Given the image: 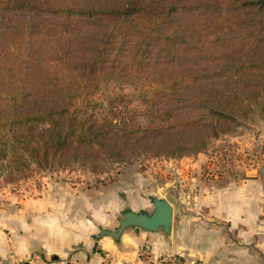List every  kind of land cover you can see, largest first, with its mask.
<instances>
[{
  "label": "trees",
  "instance_id": "trees-1",
  "mask_svg": "<svg viewBox=\"0 0 264 264\" xmlns=\"http://www.w3.org/2000/svg\"><path fill=\"white\" fill-rule=\"evenodd\" d=\"M263 16L264 0H0V170L201 151L264 112ZM111 78L139 81L146 123L102 110Z\"/></svg>",
  "mask_w": 264,
  "mask_h": 264
},
{
  "label": "crops",
  "instance_id": "crops-1",
  "mask_svg": "<svg viewBox=\"0 0 264 264\" xmlns=\"http://www.w3.org/2000/svg\"><path fill=\"white\" fill-rule=\"evenodd\" d=\"M191 180L196 183L183 185L180 197L173 189L164 196L172 206L167 237L127 228L113 239L94 232L93 223L89 230L67 229L61 212L47 215L39 207L0 212V264H147L143 246L150 260L175 254L183 264H264V177L223 185ZM153 191L138 194L129 209L144 210Z\"/></svg>",
  "mask_w": 264,
  "mask_h": 264
},
{
  "label": "rangeland",
  "instance_id": "rangeland-1",
  "mask_svg": "<svg viewBox=\"0 0 264 264\" xmlns=\"http://www.w3.org/2000/svg\"><path fill=\"white\" fill-rule=\"evenodd\" d=\"M245 8L244 16L251 20L246 32L250 33L255 30L258 6L250 4ZM237 29L244 30L238 25ZM262 29L264 32V25ZM149 73L158 75L156 69ZM134 74L140 78L147 76V73ZM139 86V81L124 83L120 78L100 84L97 94L102 93L105 97L100 98L102 110H108L110 106L126 109V114L146 123L137 113ZM120 94L125 96L122 100H106L108 96ZM125 98H128L127 102ZM251 177H264V112L258 111L242 118L229 133L209 139L199 152H186L180 156L140 153L132 160L106 163L98 169L78 164L41 168L14 182H9L6 173L0 170V212L5 216L21 215L24 214L19 210L21 208L37 210L38 207L47 215L59 211L67 229L77 224L79 229L89 230V224L93 223L94 232L99 234L102 229L115 230L122 212L129 209L138 194L148 190H154V193L149 196L151 204L143 211L150 212L153 197L165 198L172 189L180 197L183 185L196 183L190 181L191 178L210 185H223ZM23 204L32 206L21 207Z\"/></svg>",
  "mask_w": 264,
  "mask_h": 264
},
{
  "label": "water",
  "instance_id": "water-1",
  "mask_svg": "<svg viewBox=\"0 0 264 264\" xmlns=\"http://www.w3.org/2000/svg\"><path fill=\"white\" fill-rule=\"evenodd\" d=\"M152 204L153 209L150 212L131 209L123 211L115 230L102 229L99 235L118 239L125 229L134 228L136 230L157 231L165 237L169 236L172 226L171 204L163 197H153Z\"/></svg>",
  "mask_w": 264,
  "mask_h": 264
},
{
  "label": "built area",
  "instance_id": "built-area-1",
  "mask_svg": "<svg viewBox=\"0 0 264 264\" xmlns=\"http://www.w3.org/2000/svg\"><path fill=\"white\" fill-rule=\"evenodd\" d=\"M262 216L264 218V207H263V213ZM141 255L148 260L147 264H183L180 258L175 255H160L155 260H150V255L148 253L147 246H143Z\"/></svg>",
  "mask_w": 264,
  "mask_h": 264
}]
</instances>
